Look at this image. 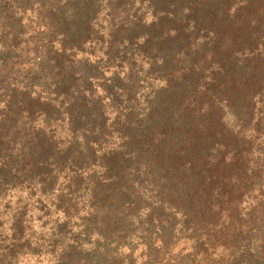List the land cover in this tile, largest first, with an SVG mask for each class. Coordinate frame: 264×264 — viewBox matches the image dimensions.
<instances>
[{
  "label": "trees",
  "instance_id": "1",
  "mask_svg": "<svg viewBox=\"0 0 264 264\" xmlns=\"http://www.w3.org/2000/svg\"><path fill=\"white\" fill-rule=\"evenodd\" d=\"M0 264H264V0H0Z\"/></svg>",
  "mask_w": 264,
  "mask_h": 264
}]
</instances>
